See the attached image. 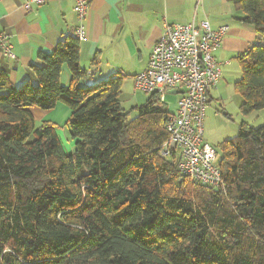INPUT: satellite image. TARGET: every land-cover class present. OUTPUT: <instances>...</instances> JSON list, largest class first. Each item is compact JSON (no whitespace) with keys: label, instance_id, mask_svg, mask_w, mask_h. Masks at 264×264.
Here are the masks:
<instances>
[{"label":"trees","instance_id":"obj_1","mask_svg":"<svg viewBox=\"0 0 264 264\" xmlns=\"http://www.w3.org/2000/svg\"><path fill=\"white\" fill-rule=\"evenodd\" d=\"M235 6L261 41L235 58L248 115L264 110V0ZM79 48L66 36L39 52L35 84L0 73V264H264V123L241 122L219 145V186L192 181L159 154L171 112L158 95L128 119L122 75L77 86ZM59 102L70 111V153L57 125L29 111Z\"/></svg>","mask_w":264,"mask_h":264},{"label":"crops","instance_id":"obj_2","mask_svg":"<svg viewBox=\"0 0 264 264\" xmlns=\"http://www.w3.org/2000/svg\"><path fill=\"white\" fill-rule=\"evenodd\" d=\"M27 1L0 0V34L7 36L14 55L10 58L0 51V73L17 87L26 81L35 84L31 65H42L38 53H52L61 39L75 37L78 27L75 0H45L31 3L26 9ZM237 1L87 0L84 37L79 39V66L90 79L79 80L77 86L91 87L112 75H122L124 84L127 77L142 72L167 23L199 25L207 21L212 30L225 26L227 30L213 56L221 69L230 65V59L261 43L254 26L239 21L244 13L236 8ZM70 80V71L63 65L59 83L67 86ZM29 111L37 123H55L57 131L65 127L70 114L60 102L50 110L30 107Z\"/></svg>","mask_w":264,"mask_h":264},{"label":"built area","instance_id":"obj_3","mask_svg":"<svg viewBox=\"0 0 264 264\" xmlns=\"http://www.w3.org/2000/svg\"><path fill=\"white\" fill-rule=\"evenodd\" d=\"M45 0H28L41 4ZM87 0H75L74 11L78 19L75 37H84L83 18ZM227 28L212 30L207 21L196 25L165 24L152 47L146 68L133 77L136 89L155 93L164 104L165 95L178 96L176 110L165 124L169 134L159 154L178 161L180 172L202 185L217 187L221 174L216 164V150L204 141L203 119L209 103V91L216 87L222 71L213 53L218 49ZM7 36L0 34V51L13 58ZM228 64V62H226Z\"/></svg>","mask_w":264,"mask_h":264},{"label":"rangeland","instance_id":"obj_4","mask_svg":"<svg viewBox=\"0 0 264 264\" xmlns=\"http://www.w3.org/2000/svg\"><path fill=\"white\" fill-rule=\"evenodd\" d=\"M221 71L222 75L219 82L216 87L209 91V103L203 119V138L217 151L216 162L221 158L219 145L237 135L241 122H245L251 127H258L264 123V110L254 111L248 115H243L240 112L239 106L242 102V96L234 87V83L241 77L238 62L234 58L230 59V65L222 66ZM89 79L86 80L89 81ZM132 80L133 78L129 77L124 80L119 96L120 106L127 113L128 119L136 116L137 107L143 104L150 95L136 89ZM177 99L178 96L172 93L165 95L164 106L169 112H175ZM57 134L64 151L70 153L74 141L71 139L68 130L65 127L61 128Z\"/></svg>","mask_w":264,"mask_h":264}]
</instances>
